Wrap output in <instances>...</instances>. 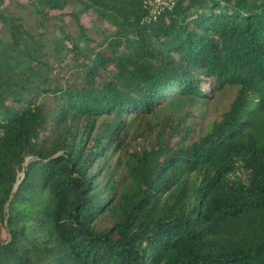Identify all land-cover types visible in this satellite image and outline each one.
<instances>
[{
    "label": "trees",
    "instance_id": "1",
    "mask_svg": "<svg viewBox=\"0 0 264 264\" xmlns=\"http://www.w3.org/2000/svg\"><path fill=\"white\" fill-rule=\"evenodd\" d=\"M175 1L0 0V264H264V0Z\"/></svg>",
    "mask_w": 264,
    "mask_h": 264
},
{
    "label": "rangeland",
    "instance_id": "2",
    "mask_svg": "<svg viewBox=\"0 0 264 264\" xmlns=\"http://www.w3.org/2000/svg\"><path fill=\"white\" fill-rule=\"evenodd\" d=\"M235 94V88L228 87L222 91L214 93L209 100L191 101L186 97L183 98H169L156 108L153 114L136 122L133 126V134L129 138L130 144L133 147H138L142 144V139H135L134 137L144 130L146 121L158 123L160 120H173V117L183 114L187 109L194 110L199 118L198 131L200 133L206 132L215 119L219 118L221 111L225 110L228 103ZM190 103V104H189Z\"/></svg>",
    "mask_w": 264,
    "mask_h": 264
},
{
    "label": "built area",
    "instance_id": "3",
    "mask_svg": "<svg viewBox=\"0 0 264 264\" xmlns=\"http://www.w3.org/2000/svg\"><path fill=\"white\" fill-rule=\"evenodd\" d=\"M148 10L150 18L155 19L160 13L172 10L175 6V0H142ZM237 174L239 172L237 171Z\"/></svg>",
    "mask_w": 264,
    "mask_h": 264
}]
</instances>
